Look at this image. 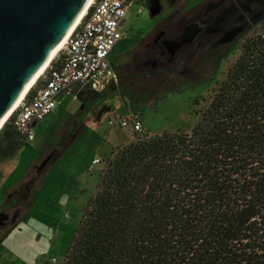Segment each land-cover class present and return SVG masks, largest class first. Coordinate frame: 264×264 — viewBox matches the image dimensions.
<instances>
[{
  "label": "trees",
  "instance_id": "1",
  "mask_svg": "<svg viewBox=\"0 0 264 264\" xmlns=\"http://www.w3.org/2000/svg\"><path fill=\"white\" fill-rule=\"evenodd\" d=\"M204 102L190 132L134 135L112 150L63 264H264L259 35ZM22 143L7 121L0 163Z\"/></svg>",
  "mask_w": 264,
  "mask_h": 264
},
{
  "label": "rangeland",
  "instance_id": "2",
  "mask_svg": "<svg viewBox=\"0 0 264 264\" xmlns=\"http://www.w3.org/2000/svg\"><path fill=\"white\" fill-rule=\"evenodd\" d=\"M172 1L176 3L175 6H172ZM202 1L167 0L163 4L162 0H158L157 4L164 11L154 19L149 18L147 8L139 16L142 5L134 3L129 7L125 28L127 31L129 27L133 28L135 31L131 34L140 38L162 18L175 14L178 10L187 11ZM133 20L136 21L135 24ZM261 28L262 26H258L253 29L232 52L217 59L212 70L203 72L194 81H186L180 91L169 90L153 95L146 100L149 105H139L141 102L122 87L115 91L109 88L97 93L99 99L91 108H84L83 102L73 95H62L57 100L53 114L35 127V141L32 144L23 142L17 155L2 162L4 164L0 166V173H7L8 169L11 171L17 167L6 174L3 183H0L1 189H6L7 182L12 179L20 181L28 169L30 172L34 171V175L37 174L35 178L40 177L34 190L29 191L31 197L20 204L21 210L16 222L11 226L6 224L0 231V264H44L49 258H56L63 263L84 211L96 192L100 172L104 170L112 150L128 139L133 140L134 136L118 125L109 128L106 123L104 128H99L87 123L89 126L83 129L75 123L76 119L84 120V114L90 112L92 121L99 122L95 116L99 114L101 117L104 114L105 103L117 108L115 104L120 101L125 108L140 107L142 110L140 122L143 130L140 135L190 132L198 120L197 111L205 106L204 100L221 82L229 66L241 55L244 43ZM120 49L122 47L118 48ZM116 66L118 69L119 66ZM142 91L144 90L135 89V93ZM50 154L53 158L51 156L46 160L41 174V169H38L42 164L40 159H45ZM95 158L100 159L101 163L93 167L92 161ZM30 178V175L27 176L23 184L28 183ZM23 188L18 190L16 196L24 194ZM2 196L4 198L2 197L1 204L9 206L5 210L13 211L10 208L16 203L11 202V197L7 199V192L3 191Z\"/></svg>",
  "mask_w": 264,
  "mask_h": 264
},
{
  "label": "flooded vegetation",
  "instance_id": "3",
  "mask_svg": "<svg viewBox=\"0 0 264 264\" xmlns=\"http://www.w3.org/2000/svg\"><path fill=\"white\" fill-rule=\"evenodd\" d=\"M157 1L136 0L134 3L142 5L139 16L144 13L145 8L149 13L150 10L161 9ZM162 3H167V0H162ZM172 4L175 6L176 3L172 1ZM133 22L136 23L134 20ZM263 24L264 0H203L187 11L178 10L174 15L157 22L142 36L145 39L151 38L152 42L144 45L145 39L138 38L135 42H139V53L135 54V62L139 70L148 72V88L165 85L172 74L190 77L196 73L201 76L210 59H220L232 52L249 32ZM128 31L125 28L127 41L135 30L129 27ZM195 33L196 38L189 42V36ZM153 63L157 64L156 69L152 68ZM34 179L35 177L30 178L28 183L10 192V201L16 204L11 205V212L5 210L8 205L0 211V231L16 222L21 210L20 204L29 197ZM22 187L24 194L16 196Z\"/></svg>",
  "mask_w": 264,
  "mask_h": 264
},
{
  "label": "built area",
  "instance_id": "4",
  "mask_svg": "<svg viewBox=\"0 0 264 264\" xmlns=\"http://www.w3.org/2000/svg\"><path fill=\"white\" fill-rule=\"evenodd\" d=\"M135 1L93 0L54 61L8 120L25 144L35 141V127L53 114L58 98L65 92L85 84L102 92L112 83L118 82L110 57L128 39L125 22L129 7ZM256 34L264 40V24ZM141 116L140 107L130 108L124 115L114 116L110 123L128 130L131 136L139 135L143 130ZM100 163V159H95L92 165L95 167ZM63 263L56 258H49L44 264Z\"/></svg>",
  "mask_w": 264,
  "mask_h": 264
},
{
  "label": "water",
  "instance_id": "5",
  "mask_svg": "<svg viewBox=\"0 0 264 264\" xmlns=\"http://www.w3.org/2000/svg\"><path fill=\"white\" fill-rule=\"evenodd\" d=\"M90 0H0V128Z\"/></svg>",
  "mask_w": 264,
  "mask_h": 264
},
{
  "label": "crops",
  "instance_id": "6",
  "mask_svg": "<svg viewBox=\"0 0 264 264\" xmlns=\"http://www.w3.org/2000/svg\"><path fill=\"white\" fill-rule=\"evenodd\" d=\"M163 11H164L163 7L161 9L158 8L157 10H154V11L150 10V13H149L150 18L153 19L155 17L160 16L163 13ZM172 15H174V13L169 15V16H172ZM162 19H164V18H162ZM195 38H196V33L191 34L188 38L189 42H193ZM137 39L138 38H135L131 34V39L129 41H127V39H126L124 41V43L122 45H120L119 47H117L114 50V52L112 53V55L110 57V62H111L113 69L115 70V72L118 75V82L112 83L102 92H105L109 88H112V90L115 91L119 87H122V89L126 90V92H128V93H131L135 99H137L138 101L141 102V103H138L139 105L146 106V105H149V103L146 102V100L149 99L150 97H152L153 95H158V93H160V92L169 91V90L170 91H173V90L180 91L182 85H184L186 81H188V80L194 81V80L198 79V76L196 73H194L190 77H183L182 75H179V74H172L171 76H169L170 81H168L165 85L161 84V86H158L155 88H148L147 87L148 72L146 70H139V66L135 62V57H136L135 54L137 55V52L139 53V50H137V46L139 45V42L138 43L135 42ZM143 39H145V36L141 38V40H143ZM149 42H152L151 38H146L143 43H144V45H146ZM120 47H122V49L118 50V48H120ZM113 57H115V58H113ZM216 60H217V58L216 59L215 58L210 59L207 66L205 67V70L206 71L212 70L214 68V64H215ZM116 64L119 66L118 69H116V67H117ZM153 65H152V68L156 69L157 64L153 63ZM119 69H120V71H119ZM135 89H140V90H144V91H142L140 93L139 92L135 93ZM102 92H97V91L93 90V88L89 84H85V85L75 86L74 88H72L68 92H65L64 94L73 95L75 98H78L79 100H81L83 102L84 108H86V106L87 107L89 106V108H91L99 99L98 95H96V94L102 93ZM64 94H62V95H64ZM149 94H152V95L148 96ZM105 104L106 105H104V107H103L104 108V114L101 117H99V114L97 116L94 115L96 118L98 117L99 122L92 121V117H91L92 114L90 112H88L87 114H84V115H86L84 120H82L81 118H78V119H76L75 123L79 124V127L80 128L83 127V129L85 128V126H89L92 124L99 127V128H101L102 126L104 128L106 123L109 125V128H114L115 126L111 125L110 120L116 115H124L127 112V110H129L131 108L130 106L125 108V106L120 101H119V103L115 104L116 106H118L117 108L116 107L114 108V106L112 104H108V105H107V103H105ZM151 104H153V103H151ZM81 121H82V123H81ZM87 123H89V125ZM83 129H82V131H83ZM147 134L154 135L152 133H147ZM130 141H131V139H128V141L122 142L120 146L127 144ZM51 156L52 155L50 154L45 159L44 158L40 159V162L42 161V164L39 166L38 169L39 170L41 169V171H40L41 174H43V170L45 168L44 164H46V160L48 158H50ZM52 158H53V156H52ZM95 159H97V158H95ZM95 159H93V161ZM93 161H92V163H93ZM4 163H1L0 166ZM15 169H17V167L12 168L11 171L15 170ZM11 171H9V169H8L7 173H0V183H3L6 174L10 173ZM29 175L31 177H35L37 174L34 175V171L30 172V170L28 169L26 174L22 177V179H20V181H17L15 179L8 181L6 184V189H1V185H0V211L3 209L4 206L7 205V204L6 205L1 204L2 203L1 201L3 200L2 199V197H3L2 192L3 191L7 192V194H8L7 199H9L11 197L10 192L17 190L23 184L25 178ZM39 178L40 177H36L34 179V183H32V185L29 189V190H31V192L34 190L35 184L39 180ZM30 197H31V195H29L28 198H30Z\"/></svg>",
  "mask_w": 264,
  "mask_h": 264
},
{
  "label": "bare ground",
  "instance_id": "7",
  "mask_svg": "<svg viewBox=\"0 0 264 264\" xmlns=\"http://www.w3.org/2000/svg\"><path fill=\"white\" fill-rule=\"evenodd\" d=\"M93 0H90L89 3L87 4L86 8L84 9V11L82 12V14L80 15V17L78 18V20L76 21V23L74 24V26L71 28V30L69 31L68 35L66 36V38L63 40V42L53 51L52 56L50 61L36 74V76L33 78V80L28 84L26 90L24 91V93L22 94L21 98L19 99V101L16 103V105L12 108V110L7 114V116L4 118L1 128L0 130L3 128V126L6 124V122L8 121V119H10V117L12 116V114L14 113V111L17 109V107L19 106V104L22 102V100H24V98L27 96V94L31 91V89L33 88V86L35 85V83L37 82V80L40 78V76L49 68V66L51 65V63L54 61L56 55L58 54L59 50L62 48V46L65 44V42L67 41V39L71 36V34L74 32V30L77 28V26L80 24L81 20L84 18V16L86 15L87 11L89 10L90 6L92 5Z\"/></svg>",
  "mask_w": 264,
  "mask_h": 264
}]
</instances>
